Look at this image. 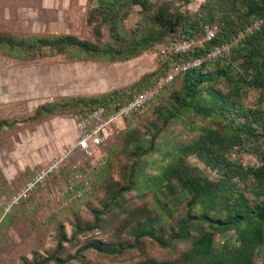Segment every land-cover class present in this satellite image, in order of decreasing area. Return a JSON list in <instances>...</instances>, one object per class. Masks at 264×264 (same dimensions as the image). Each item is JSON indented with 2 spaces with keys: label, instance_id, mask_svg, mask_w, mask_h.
Instances as JSON below:
<instances>
[{
  "label": "rangeland",
  "instance_id": "rangeland-1",
  "mask_svg": "<svg viewBox=\"0 0 264 264\" xmlns=\"http://www.w3.org/2000/svg\"><path fill=\"white\" fill-rule=\"evenodd\" d=\"M123 1L120 14L127 15L118 21L117 38L111 35L109 19L92 13L98 0H0V32L14 36L65 34L97 43L102 54L90 56L75 50L57 53L45 49V53L23 58L7 56L0 47V264H32L53 253L59 260L74 256L60 264H138L150 258L174 260L187 249L184 243L176 249L161 248L145 238L122 255H105L94 249L79 253L95 239L122 247L129 245L134 237L130 235L126 209L136 216L146 209V213L159 216L164 225H175L185 214L184 190L175 179L171 180L170 191L165 185L153 186L146 177L159 174L168 164L171 157L165 154L167 150L198 137L199 130L189 129L187 121L209 124L188 115L171 121L156 139V149L138 157L136 147L145 145L155 126H161L156 121L157 110L179 88L181 78H177L153 103L123 122L103 150L105 164L93 167V159L83 158L73 149L75 124L94 103H112L109 99L113 95L125 101L139 91L137 84L146 74H150V80L162 74L169 61L163 50L180 35L181 25L171 24L163 41L142 47V52L128 61L114 55L120 44L132 47L152 26L151 15L157 8L193 16L203 0H147L152 5L147 12L132 6L130 0ZM97 28L101 39L96 38ZM104 50L112 53H103ZM256 99L257 91L249 90L243 100L255 107ZM147 127H151L150 133H146ZM135 151L137 154L133 155ZM182 156L196 174L210 180L219 178L215 169L195 157ZM226 157L243 167L261 164L258 156L237 147L231 148ZM56 161L59 168L9 208L11 199L36 172ZM74 165L78 168L71 170ZM132 166L147 176L137 177L132 189L117 200L118 205L109 207L101 217L100 228L80 231L93 223L95 211L101 210L111 195L124 186ZM78 171L82 182L69 190L68 181ZM76 192L81 195L76 196ZM215 236L219 245L229 234ZM255 262L260 264V259Z\"/></svg>",
  "mask_w": 264,
  "mask_h": 264
},
{
  "label": "trees",
  "instance_id": "trees-1",
  "mask_svg": "<svg viewBox=\"0 0 264 264\" xmlns=\"http://www.w3.org/2000/svg\"><path fill=\"white\" fill-rule=\"evenodd\" d=\"M124 3L123 0H98V4L92 8V13H100L104 15L102 19H109L111 35L117 38L120 37L118 21L127 15L120 14ZM130 3L140 7L142 12L152 8L147 0H130ZM257 20L262 23L260 28L234 43L237 34L244 32ZM151 22L149 30L136 39L132 47L120 44L114 55L121 60H130L142 52V47L163 41L173 23L181 25L180 35L174 39H197L212 25L218 29L214 40L204 49L169 57L162 74L171 62L179 58L204 60L200 67L181 73L163 88L181 78L179 88L171 92L168 101L157 110L156 121H160L161 126H155L153 132L151 127H147L146 133L151 132L150 136L145 145L136 147L138 157H144L156 149V139L171 121L188 115L209 124L204 126L193 120L187 121L189 129L199 130L198 137L167 150L165 154L171 158L159 174L146 177L147 174L140 173L132 166L124 186L111 195L101 210L95 211L93 223L80 231L100 228L102 215L110 206L118 205L117 200L122 197V193L130 191L134 180L140 176L146 177L153 186L165 185L170 191L171 180L175 179L185 192V214L177 219L175 225L167 226L159 216L146 213V209L139 211L138 216L126 209L124 212L130 218V235L134 237L129 245L122 247L95 239L79 253L94 249L105 255H122L136 248L140 241L150 238L161 248L176 249L179 243H184L187 249L174 260L150 258L138 264H255L258 258L260 264H264V0H203L193 16L157 8L151 15ZM144 27L146 29L148 25ZM97 31L96 38L101 39L98 28ZM223 43H231L227 53L205 59L209 48ZM0 47L7 56L23 58L45 53V49L57 53L75 50L90 56L102 55L97 43L65 34L14 36L0 32ZM103 53L112 52L104 50ZM158 76L150 80V74H146L137 84L139 91L129 98L148 88ZM249 90L257 91L255 107L244 103L243 99ZM119 97L113 95L109 100L114 102ZM109 104L106 101L97 102L90 110ZM233 147L252 152L258 156L261 164L258 167H243L227 158L226 154ZM132 154L137 153L135 151ZM182 155L193 156L215 169L219 178L210 180L196 174L194 169L184 163ZM206 226H209L208 231L205 230ZM216 233H228L229 236L217 245ZM61 242V239L58 240V247ZM73 258L59 260L53 253L32 264L50 261L60 264Z\"/></svg>",
  "mask_w": 264,
  "mask_h": 264
},
{
  "label": "built area",
  "instance_id": "built-area-1",
  "mask_svg": "<svg viewBox=\"0 0 264 264\" xmlns=\"http://www.w3.org/2000/svg\"><path fill=\"white\" fill-rule=\"evenodd\" d=\"M261 21H253L244 32H239L235 41L242 40L247 33L256 31L261 26ZM217 32L216 26L212 25L207 27L203 35L197 39L191 38H177L171 39L166 45L163 52L168 53L169 57L178 54L191 53L195 49H204L206 45L214 40ZM231 48V43H223L212 46L207 51L206 58H215L227 53ZM204 59L202 58H179L169 64L166 71L158 76L153 83L144 91L134 95L125 101H114L109 106L94 107L87 113L81 115L75 124L76 141L73 147L77 153L83 158L93 159L90 163L93 167L98 163L105 164L104 158L106 154L103 152L113 138L114 134L123 122L135 114L136 112L144 110L147 106L154 102L155 98L161 93L163 88L169 84L176 76L187 70H192L200 67ZM98 156L96 157V155ZM96 157V158H95ZM59 161L42 168L36 172L35 176L28 181L20 192L14 196L9 204V208L17 205L21 199L26 198L29 192L36 189L37 184L42 183L44 179L59 168ZM78 166L74 165L71 170L77 169ZM81 172H76L73 177L68 181L69 190L79 186L82 182ZM86 184V182H84ZM76 196L81 193L76 192Z\"/></svg>",
  "mask_w": 264,
  "mask_h": 264
}]
</instances>
